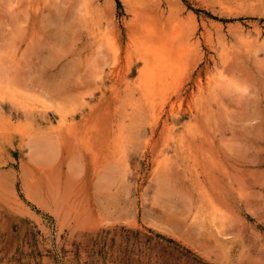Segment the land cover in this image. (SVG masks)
<instances>
[{"label": "rangeland", "instance_id": "1", "mask_svg": "<svg viewBox=\"0 0 264 264\" xmlns=\"http://www.w3.org/2000/svg\"><path fill=\"white\" fill-rule=\"evenodd\" d=\"M0 264H264V0H0Z\"/></svg>", "mask_w": 264, "mask_h": 264}]
</instances>
